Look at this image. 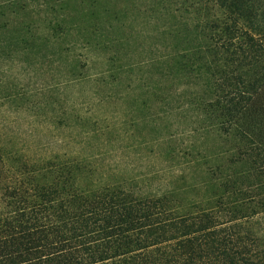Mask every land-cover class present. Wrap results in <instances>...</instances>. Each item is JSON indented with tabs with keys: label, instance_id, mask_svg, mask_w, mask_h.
Returning a JSON list of instances; mask_svg holds the SVG:
<instances>
[{
	"label": "trees",
	"instance_id": "obj_1",
	"mask_svg": "<svg viewBox=\"0 0 264 264\" xmlns=\"http://www.w3.org/2000/svg\"><path fill=\"white\" fill-rule=\"evenodd\" d=\"M0 264H264V0H0Z\"/></svg>",
	"mask_w": 264,
	"mask_h": 264
}]
</instances>
